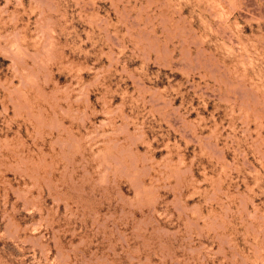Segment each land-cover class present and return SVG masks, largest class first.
<instances>
[{
  "label": "rangeland",
  "instance_id": "rangeland-1",
  "mask_svg": "<svg viewBox=\"0 0 264 264\" xmlns=\"http://www.w3.org/2000/svg\"><path fill=\"white\" fill-rule=\"evenodd\" d=\"M0 264H264V0H0Z\"/></svg>",
  "mask_w": 264,
  "mask_h": 264
}]
</instances>
